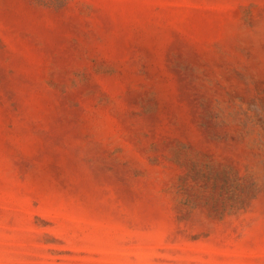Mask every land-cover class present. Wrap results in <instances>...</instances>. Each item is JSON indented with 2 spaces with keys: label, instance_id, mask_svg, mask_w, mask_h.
Returning <instances> with one entry per match:
<instances>
[{
  "label": "rangeland",
  "instance_id": "374dc122",
  "mask_svg": "<svg viewBox=\"0 0 264 264\" xmlns=\"http://www.w3.org/2000/svg\"><path fill=\"white\" fill-rule=\"evenodd\" d=\"M0 264H264V0H0Z\"/></svg>",
  "mask_w": 264,
  "mask_h": 264
}]
</instances>
